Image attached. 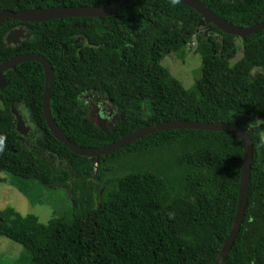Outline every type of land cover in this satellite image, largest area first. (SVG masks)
<instances>
[{
  "label": "trees",
  "instance_id": "trees-1",
  "mask_svg": "<svg viewBox=\"0 0 264 264\" xmlns=\"http://www.w3.org/2000/svg\"><path fill=\"white\" fill-rule=\"evenodd\" d=\"M115 1L0 0V13ZM143 1L159 9L153 20L158 22L160 10L168 8L172 23L184 24V30L179 26L169 36L157 31L134 45L125 41V28L139 31L149 25L151 14L136 10ZM198 1L238 27L264 21V0ZM200 20L199 13L171 0H137L103 20L8 19L0 28V63L24 53L50 61L55 74L52 115L81 147H100L172 120L222 122L247 130L253 144L248 203L224 264H264V30L243 41L209 24L212 37L198 31ZM18 25H25L31 36L9 46L6 36ZM78 36L85 41L75 45ZM193 42L202 57L201 77L187 90L161 63L171 54L183 60L185 47ZM238 52L242 56L232 65ZM5 80L0 183L5 182L1 174L10 175L27 197L29 189L42 186L66 189L71 200L69 210L46 224L11 207L0 211V237L26 250V264H215L236 214L244 153L238 137L166 130L96 163L71 153L47 127L39 63L16 66ZM92 90L121 114L114 129H100L85 111L83 96ZM12 108L27 117L37 137L27 141L15 130Z\"/></svg>",
  "mask_w": 264,
  "mask_h": 264
},
{
  "label": "water",
  "instance_id": "water-1",
  "mask_svg": "<svg viewBox=\"0 0 264 264\" xmlns=\"http://www.w3.org/2000/svg\"><path fill=\"white\" fill-rule=\"evenodd\" d=\"M137 0H117L115 3L107 6H59V7H48V8H35L27 9L18 12L13 11H3L0 13V28L3 23L8 20H17L20 22L27 23H43L53 20H61L66 18H98L103 20L106 17L112 16L121 10L123 7L128 6L134 3ZM178 4L189 7L200 14L201 20L200 24H211L215 26L221 32L234 35L241 38L243 41L247 37L258 34L264 30V21L261 23L251 26V27H238L233 25L215 12L210 10L205 4L198 0H171ZM23 31H13L11 32L7 39L6 43L8 45L17 44L22 40ZM18 33L20 38L14 39L15 34ZM31 35H26V38ZM37 62L39 63L44 72L45 76V87L44 95L42 100L44 118L53 137L59 142L63 143L68 150L78 156L91 158L93 161L98 163L101 156H105L116 151H119L123 148L128 147L129 145L135 143L136 141L155 134L161 131L166 130H203V131H212V132H228L232 135L238 137L243 144V164L240 177V187L237 201L236 214L234 218V223L230 231L229 236L227 237L219 257L215 264H224L227 260L230 251L235 243V240L239 234L241 225L243 223L246 207L248 203V194H249V184L251 178V170L253 163V144L248 135L247 130L240 129L234 125L227 123H208V122H198V121H188V120H172V121H163L160 123L152 124L141 129H138L121 139L93 148H86L78 146L72 143L65 134L61 131L57 125L51 111V98L53 94L54 86V68L50 61L43 55L37 53H24L17 55L7 61L0 63V90L8 86V82L5 80V73L9 70L15 69L16 66L21 65L26 62ZM12 113L16 120L15 130L22 136L26 137L30 131V127L26 125V121L18 110L12 108ZM100 129H105L98 124Z\"/></svg>",
  "mask_w": 264,
  "mask_h": 264
},
{
  "label": "rangeland",
  "instance_id": "rangeland-1",
  "mask_svg": "<svg viewBox=\"0 0 264 264\" xmlns=\"http://www.w3.org/2000/svg\"><path fill=\"white\" fill-rule=\"evenodd\" d=\"M239 42V41H238ZM183 60L177 54L165 57L162 65L169 69L183 87L190 90L201 77L202 57L197 51L196 42L185 47ZM242 56L238 52L235 59H231L233 65ZM258 71L254 70L253 74ZM21 114V113H20ZM28 127L31 123L24 114H21ZM5 179L0 183V211L6 208H14L21 215H37L42 223H48L52 218L63 215L70 209V194L66 189H47L42 186H34L29 189L28 197L19 191V187L13 184L14 179L10 175L1 174ZM31 197V199H30ZM29 254L19 244L8 238L0 237V264H26Z\"/></svg>",
  "mask_w": 264,
  "mask_h": 264
},
{
  "label": "flooded vegetation",
  "instance_id": "flooded-vegetation-1",
  "mask_svg": "<svg viewBox=\"0 0 264 264\" xmlns=\"http://www.w3.org/2000/svg\"><path fill=\"white\" fill-rule=\"evenodd\" d=\"M136 10L138 13L142 11L144 14H147V15L151 14V18H149V25L146 29H142V30L140 29L139 31H136V30L131 31L129 28H125L126 36L124 37V39L125 41L131 43L132 45H134L135 41L146 40V39L151 38V35L156 34L157 31L161 32V34L169 36L175 28L180 26L177 23L175 25L172 23L171 12L168 8L165 9V12H162L160 10L158 22L152 19L153 17L155 18V16L157 15V11L159 10L153 3L143 1L140 3V5L137 6ZM82 26L84 27V25ZM209 26H210L209 24L201 25L199 23L198 31L201 33L206 32L205 34L209 33L213 37L214 34L211 31ZM180 30L181 31L184 30V24H181ZM13 31H23L22 32L23 39L20 40L19 43L12 44L9 46H18L19 44H21L27 39L26 35H31L28 33V29L25 25H18L11 32ZM8 35L6 36V39ZM215 37L217 38V36ZM18 38H20V36L18 33H16L14 36V39L16 40ZM75 38L76 37H74V39ZM83 41H85V38L83 36H78L73 41V44L77 45ZM63 48H65L64 45H63ZM83 105L85 106V111L89 112L90 118L96 124H101V126L106 131L114 129L116 124L121 119V114L113 106V103L109 101L106 97L100 95L99 93H95L93 90L90 93L84 94ZM37 136H38V133L31 127L30 131L28 132V135L25 138L28 141Z\"/></svg>",
  "mask_w": 264,
  "mask_h": 264
}]
</instances>
